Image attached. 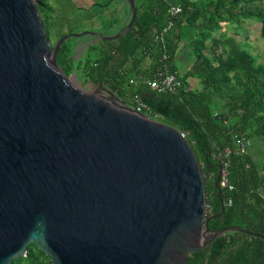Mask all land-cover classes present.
Returning a JSON list of instances; mask_svg holds the SVG:
<instances>
[{
    "label": "water",
    "instance_id": "95a60500",
    "mask_svg": "<svg viewBox=\"0 0 264 264\" xmlns=\"http://www.w3.org/2000/svg\"><path fill=\"white\" fill-rule=\"evenodd\" d=\"M127 2L125 31L98 40L128 32ZM41 4L0 0V264L34 244L51 264H185L228 232L253 236L209 229L201 169L177 128L64 73L60 45L86 32L52 46Z\"/></svg>",
    "mask_w": 264,
    "mask_h": 264
},
{
    "label": "trees",
    "instance_id": "16d2710c",
    "mask_svg": "<svg viewBox=\"0 0 264 264\" xmlns=\"http://www.w3.org/2000/svg\"><path fill=\"white\" fill-rule=\"evenodd\" d=\"M40 1L48 38L49 25L56 41L72 34L60 29L48 0ZM134 4L136 17L128 32L91 43L76 61V45L70 39H77L70 37L60 45L57 64L68 77L76 69L83 82L102 83L132 108L136 107L132 99L139 98L148 108L141 111L147 117L185 134L201 169L209 207L206 218L213 217L209 229L236 226L254 234L228 232L188 255L185 264H264V62L251 52L245 37L237 39L235 31L255 20L264 39V0H134ZM168 6H180L181 13L164 43L155 42V33L166 24ZM128 22L129 17L123 25ZM99 24H105L103 18ZM222 25L234 34L227 35ZM164 51L181 81L174 92H157L148 85L161 68ZM184 59L188 63L182 67ZM242 137L251 146L245 153L230 155L228 178L233 189L218 188L215 156L233 149ZM253 142L261 150L259 161ZM12 264L51 263L34 244Z\"/></svg>",
    "mask_w": 264,
    "mask_h": 264
},
{
    "label": "rangeland",
    "instance_id": "374dc122",
    "mask_svg": "<svg viewBox=\"0 0 264 264\" xmlns=\"http://www.w3.org/2000/svg\"><path fill=\"white\" fill-rule=\"evenodd\" d=\"M115 1V0H114ZM121 2V1H120ZM120 2H113L108 6V11H107V16L108 18L103 17L104 19V25H95L94 28L96 31L99 33H96L97 35L91 36V35H83L79 36L76 39H70L71 43L73 46L76 45L75 50H78V56L82 55L84 51H82V48L84 45L88 44V41L90 42L92 37H100V36H113L117 35L119 32H124L126 29V24L122 26L121 30L118 32V27L123 24V20L121 21L120 17L126 13L129 9L127 6H125L124 9L121 10V3ZM123 2V1H122ZM48 3L51 5L53 8L54 15L56 16L57 20L59 21V27L62 31L67 32L71 31L72 34H80L82 32L88 31L87 29L89 28L85 21L81 20V15L80 13L76 14L72 10H70V13L68 12H63V8L58 6V0H48ZM68 7V6H67ZM67 7L64 8L67 10ZM100 8H96L94 12H98L97 14L99 15V12L101 11ZM115 12H118L117 15ZM102 18V17H101ZM117 20V22H116ZM129 21H130V16H129ZM102 23V22H101ZM223 26V31H226L227 35H233L234 34V28L236 27L234 24H232V30L227 29V25H222ZM260 23L256 22L255 20H247L245 21L241 28L237 31L239 33L237 35V39L240 41L244 40V37L246 38V44L249 46L250 50L252 53L258 55V61L259 62H264V39H262L260 35ZM49 38L51 45L54 46L56 44L55 37H54V32L55 29L54 27H50L49 25ZM118 32V33H117ZM101 34V35H100ZM188 61L186 59L183 60L182 65H186ZM77 77L79 80L80 85L82 86V89L89 93L93 94H101L103 96H107L105 92H98V85L94 84L90 81H82V78L80 74L77 73ZM72 78V77H70ZM76 85H78L76 82H74ZM117 104L122 105L121 103L117 102ZM252 151L254 154V158L259 161L261 160V150L259 148V145L255 144L254 142L252 143Z\"/></svg>",
    "mask_w": 264,
    "mask_h": 264
},
{
    "label": "built area",
    "instance_id": "2783aa9c",
    "mask_svg": "<svg viewBox=\"0 0 264 264\" xmlns=\"http://www.w3.org/2000/svg\"><path fill=\"white\" fill-rule=\"evenodd\" d=\"M167 21L166 24L162 27L160 31L155 33L154 40L155 42L164 43V39L169 30L174 26V18H176L181 13L180 6H168L167 7ZM168 56L164 51L160 62L161 68L157 71L155 77L148 82L149 87L157 92H174L179 87H181V81L178 76L177 71H172L170 64L167 62ZM133 82V79L130 80V83ZM132 102L136 105L135 109L138 111L147 110V106L141 102L137 97L132 99ZM182 136L185 137V134L182 133ZM186 138V137H185ZM251 146V141L248 138H238L235 141V146L233 149L226 148L223 151H220L216 154L215 159L219 163V186L223 190H232L233 186L229 182V160L232 152L234 153H245L248 148ZM208 206H205V218L207 216Z\"/></svg>",
    "mask_w": 264,
    "mask_h": 264
},
{
    "label": "crops",
    "instance_id": "0c3cea01",
    "mask_svg": "<svg viewBox=\"0 0 264 264\" xmlns=\"http://www.w3.org/2000/svg\"><path fill=\"white\" fill-rule=\"evenodd\" d=\"M117 2H120L121 3V10L125 8V6L128 7V11L126 13H124L120 19L121 21L123 22V24L128 20V17L130 16V8H129V5H128V2L127 0H115ZM114 0H58V6L63 8V12H68L70 13V10H72L74 13L78 14L80 13V17L83 21H85V23L87 24V26L89 27L85 33V35H91V36H94V35H97L96 33H99L98 31H96V29L94 28L95 25H99V22L101 20V17L103 18L105 16V18H108L106 17L107 16V11H108V6L110 4H112L113 2H115ZM123 1V2H122ZM141 0H138V3L140 2ZM68 6V7H67ZM67 7V10L64 9ZM99 7H105L103 10L102 13L103 15L102 16H99L96 12H94L96 10V8H99ZM107 7V8H106ZM118 12H115V14L117 15ZM91 15H94L93 16V19L90 18L91 20H85L87 17H91ZM123 24L121 26L118 27V29L122 28ZM128 24V23H127ZM101 35V34H100ZM114 36V35H113ZM103 37H106V36H103ZM98 41V38L97 37H92L90 42L88 43H93V42H96ZM182 65V64H181ZM185 66V65H184ZM183 67V65H182ZM196 86L198 87L199 86V83L196 84Z\"/></svg>",
    "mask_w": 264,
    "mask_h": 264
}]
</instances>
